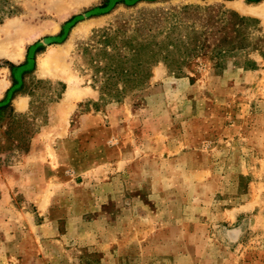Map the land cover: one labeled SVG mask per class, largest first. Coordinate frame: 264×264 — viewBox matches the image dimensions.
I'll return each instance as SVG.
<instances>
[{
  "label": "rangeland",
  "instance_id": "rangeland-1",
  "mask_svg": "<svg viewBox=\"0 0 264 264\" xmlns=\"http://www.w3.org/2000/svg\"><path fill=\"white\" fill-rule=\"evenodd\" d=\"M262 6L0 0V264H264Z\"/></svg>",
  "mask_w": 264,
  "mask_h": 264
},
{
  "label": "bare ground",
  "instance_id": "bare-ground-1",
  "mask_svg": "<svg viewBox=\"0 0 264 264\" xmlns=\"http://www.w3.org/2000/svg\"><path fill=\"white\" fill-rule=\"evenodd\" d=\"M262 7H264V6H262ZM8 56L10 57V58H16L17 56H18V53H16V52H11V53H8ZM46 67V66H45ZM44 67V68H45ZM44 68H43V70H44Z\"/></svg>",
  "mask_w": 264,
  "mask_h": 264
},
{
  "label": "trees",
  "instance_id": "trees-1",
  "mask_svg": "<svg viewBox=\"0 0 264 264\" xmlns=\"http://www.w3.org/2000/svg\"><path fill=\"white\" fill-rule=\"evenodd\" d=\"M110 2L112 3V2H113V0H110Z\"/></svg>",
  "mask_w": 264,
  "mask_h": 264
}]
</instances>
